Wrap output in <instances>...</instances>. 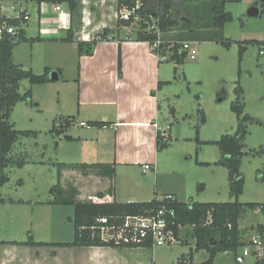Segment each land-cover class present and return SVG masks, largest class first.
Here are the masks:
<instances>
[{"label":"rangeland","instance_id":"rangeland-1","mask_svg":"<svg viewBox=\"0 0 264 264\" xmlns=\"http://www.w3.org/2000/svg\"><path fill=\"white\" fill-rule=\"evenodd\" d=\"M216 2L224 3L225 10L233 14V20L219 31V40L197 37V43L193 45L197 50L196 58L188 56L183 64L171 60L170 49L159 54L161 58L165 57L162 63L165 83L159 91V126H169L166 145L158 151L159 179L153 176V170L145 171L141 166L120 167L116 177L117 180L120 178V182L123 180L125 183L126 177L135 182L142 188L144 199L152 198L156 190L161 197L177 193L179 201L183 202H189L191 198L199 202L232 201L228 170L217 163L222 153L217 145L208 141L236 131L238 119L231 106L237 99L235 89L240 85L243 90V114L251 119L246 123L248 132L244 151L247 153L240 166L244 190L238 200L254 206L240 220L244 229L252 223L264 221V211L261 210L264 205V180L258 178V171L264 170V153L254 152L264 148V55L260 53L264 49V0ZM1 3L3 9H9L6 13H14L13 7L17 6L14 1L1 0ZM254 6L259 8L258 16L248 13ZM182 19L188 20L187 15L183 13ZM140 26L137 18L130 31L125 29L120 36H126L128 32V37H135ZM196 30L181 31L182 36L191 37L190 32L193 37L197 36ZM223 39H229L230 46L224 45ZM250 40L258 42L247 43ZM174 43L171 42V46ZM178 44L179 50H183V40H179ZM241 45L245 46V50L240 58ZM47 47L48 44L37 40L20 42L14 47L13 60L26 69L31 68L36 74H44L49 61L51 70L57 69L56 63L61 65V62L55 60L58 56L53 52L52 45L50 60ZM66 75L64 73L58 80L35 85L29 79L20 81L19 92L25 95L31 90L32 96L16 103L10 121L16 129L33 133L21 135L10 153L12 156H24L26 162L23 166L6 169L9 180L0 188V198L4 199L0 202V240L5 237L27 240L30 232L33 236L36 233L38 239H49L52 236L46 231H52L53 226L55 231L51 235L55 233L61 241L73 239L74 206L46 203L52 199L50 188L57 183L58 168L55 163L69 159L72 152L71 145L64 138L67 131L62 123L65 122L63 117L74 112L77 115L76 86L63 81ZM200 110L205 114L204 121ZM56 122L60 129L58 133L54 130ZM102 180L95 174L78 172L64 177L65 183L71 182L90 194L85 196L90 200L96 197L93 194L99 192ZM200 183L204 184L202 190H198ZM252 217L255 220H251ZM50 220L54 221L52 225ZM46 221L48 227H45ZM186 239L189 243L183 242ZM245 241L248 243L250 236ZM193 245L191 228L185 227L177 242L140 251L147 261L154 257L157 264H178V257L188 253ZM242 251L241 246L236 253L241 254ZM231 252L233 255H222L218 264H235V252ZM205 259L204 254L198 255V261ZM243 264H257V258L248 256Z\"/></svg>","mask_w":264,"mask_h":264},{"label":"crops","instance_id":"crops-1","mask_svg":"<svg viewBox=\"0 0 264 264\" xmlns=\"http://www.w3.org/2000/svg\"><path fill=\"white\" fill-rule=\"evenodd\" d=\"M76 1L78 6L74 11L69 9L67 3L38 4L35 1H14L17 5L14 8L26 9L30 14L29 21L24 25L26 37L48 44L47 54L50 60L52 45L53 52L58 56L55 60L61 62V65L56 63L57 69L52 70L59 73V78L66 73L63 81L76 86L74 98L77 115L74 112L63 117L65 122L62 126L65 132L67 131L64 138L72 148L71 157L64 159L63 162L113 163L117 172L120 167L125 169L141 166L145 171L153 170L154 175H152L158 180L157 132L161 124L159 123L161 110L159 91L165 83L162 79V63L165 60L161 59L149 42L128 37V32L126 36H120L125 29L130 31L132 25L119 26V15L124 10L120 7L119 0ZM57 5L61 6L60 10L56 9ZM7 11L8 9L2 8L0 1V12L3 15L11 17L18 14V11L12 14L6 13ZM105 29L113 30L108 39H99L92 45L91 53L87 51L89 49L87 45L84 46L83 53H79V41L91 43L95 38H99ZM182 33L180 29H175L167 33L166 38L170 40L169 37H173L175 39L171 38L173 40L170 41H177L182 37ZM69 34L73 35V41H64L63 38H67ZM182 40L183 42L191 41L193 45L197 43V40L187 37ZM120 59L121 70L119 69ZM50 64L51 61L46 68L52 71ZM95 121H104L107 124L93 125L91 122ZM82 122L86 124L82 125ZM55 125V131L58 133L60 130L58 123L56 122ZM146 163L150 164V169L144 167ZM75 172L81 173L77 170L65 169L63 182L65 183V176ZM89 174H95L104 179L100 181L102 185L99 192L96 195L93 194V197L119 202L161 198L155 190L152 198L144 199L141 195L142 188L128 177L125 183L123 180L120 182L116 174L114 193L100 197V192H108L112 183L111 179L96 172H90L87 175ZM79 192L78 199L90 200L85 198L90 194L84 193L80 188ZM171 194L179 200L177 193ZM48 201L46 203L51 205ZM249 213L250 210L244 215ZM251 220L255 219L252 217ZM53 223L52 220L51 225ZM259 224L264 225V221L252 223L242 229L239 221L241 232L244 234L243 230H246L244 241L248 236L250 240L255 236ZM45 227H48L47 221ZM53 231H55L54 226L52 231L51 229L46 231L52 236L49 239H38L36 233L32 235L34 241L46 242L47 245L6 243L28 240H18L15 237H5L6 239L0 240L6 241L0 245V264H157L154 257L151 261H147L141 255L140 250L146 247L54 246L51 243L71 242L73 239L61 241L57 235H54L55 233L51 235ZM183 242L189 243V240L186 239ZM245 244H247L246 241ZM190 249H195V244ZM200 253L206 258L201 262L198 261ZM226 253L233 255L231 251L219 253L215 257L214 264H218L219 258ZM182 254L185 255L184 259H189L190 251ZM238 254L235 253L233 258L235 264H239L235 259ZM208 259L209 254L206 250L194 251L190 263L201 264Z\"/></svg>","mask_w":264,"mask_h":264},{"label":"trees","instance_id":"trees-1","mask_svg":"<svg viewBox=\"0 0 264 264\" xmlns=\"http://www.w3.org/2000/svg\"><path fill=\"white\" fill-rule=\"evenodd\" d=\"M1 1V0H0ZM11 1H35L38 4L42 2L67 3L71 11H74L78 3L76 0H11ZM217 0H119L121 8L132 9L139 2L140 5L136 9V14L130 15L128 19H123L119 15V26H131L138 21L140 29L137 30L135 39L138 41H147L152 46L157 40H161L160 46L154 51L159 55L170 49L172 51L171 60L178 64H183L188 57L186 50H179V38L171 46V42L166 38V34L175 29L186 31L189 29H197L199 35L193 37L190 32L188 39L198 37L202 40L217 39L218 33L224 28L226 23L233 20V14L226 11L224 3L216 2ZM225 2V1H224ZM219 3V4H218ZM27 10L21 13L19 18H8L0 12V20H7L10 25L17 28V34L13 37L7 35L0 41V188L9 180L6 169L9 166H23L26 159L22 155H10L15 143L21 135H30L31 131H21L16 129L15 124L10 121V115L16 103L24 101L32 96L31 90L25 95L19 92V85L22 79H29L32 85L46 83L52 81L50 78V69L46 68L44 74H36L33 70L26 69L23 65L16 64L13 60V50L16 44L23 41H33L25 35L24 25L29 21L25 17ZM187 15L188 20L182 19ZM153 24L157 25V30H149ZM203 29V30H200ZM113 30L105 29L99 38H95L91 43L79 41V53H83L84 46H89L87 50L92 52V45L99 39H108ZM73 35L69 34L64 41H73ZM37 40V39H35ZM226 46H230L229 39L221 40ZM258 42V40H250L247 43ZM263 49V48H262ZM261 49V50H262ZM245 46H240V58L243 56ZM159 55V56H160ZM264 55V54H263ZM162 57V56H160ZM119 69L121 70V59L119 61ZM162 85V82H161ZM237 99L232 103L231 109L236 112L238 126L234 133H226L215 141H208L217 145L222 153V158L217 162L228 170V178L230 183V197L232 201L227 202H199L191 198L189 202L179 201L176 197L171 199L170 195L165 194L161 198L154 197L149 201H132L119 202L116 200L95 202L94 200H80L79 188L69 182H63V171L72 169L80 171L82 174L96 172L97 174L111 179V186L108 192H100L99 196L104 197L109 193H114V180L116 170L113 163H65L56 162L58 168L57 183L50 188L52 199L48 201L50 204L72 205L74 206V238L71 242L51 243L54 246H112V247H140L141 245H122L107 242L102 239L100 234L99 218L106 217L110 223L121 224L127 215H147L152 211H156L162 206L169 210H173V215H168L171 227L180 240L182 228H191V236L194 239L195 249H190L189 259L194 256V251L206 250L209 259L201 264H214L217 254L226 251L237 252L239 247L245 245L243 234L239 228V221L250 208L251 203H241L238 200L239 195L244 190V176L240 171L241 160L247 153L244 151L245 139L247 136V121L251 119L249 115L243 114L244 104L241 100L243 90L238 85L235 89ZM202 120H205V114L200 110ZM93 125L103 126L107 123L104 121L91 122ZM56 125H54V130ZM199 132V130H198ZM167 137L160 130L157 132V150H161L166 145ZM257 154L264 153V148L254 150ZM258 178L264 180V170L258 171ZM204 189V184H198V190ZM4 201L0 198V202ZM264 211V205L261 206ZM258 232L263 234L264 225L259 224ZM6 241H0L5 243ZM6 243L25 244V245H47L46 242H36L33 240L32 234H29L28 240L24 242L11 241ZM50 245V244H49ZM151 248L150 242L143 245ZM142 246V247H143ZM185 255L182 254L178 258V264H185ZM257 264H264V260H257Z\"/></svg>","mask_w":264,"mask_h":264},{"label":"built area","instance_id":"built-area-1","mask_svg":"<svg viewBox=\"0 0 264 264\" xmlns=\"http://www.w3.org/2000/svg\"><path fill=\"white\" fill-rule=\"evenodd\" d=\"M140 3L138 2L135 7L132 9L124 8L123 12L120 14V17L123 19H128L130 15L136 14V9L139 7ZM13 9L18 11L16 16H7L8 18H19L21 13L26 9L19 10L17 8ZM56 9L60 10L61 6L57 5ZM9 10V9H8ZM2 14V13H1ZM3 15V14H2ZM26 18H30V14L27 11L25 13ZM157 30V25L153 24L149 27V30ZM17 34V28L13 25H10L7 20H0V41L5 38L7 35L15 36ZM161 40H157L153 44V49H158L160 46ZM183 50L188 52V56L191 58H196L197 50L193 46L191 41L183 42ZM261 54H264V49L260 51ZM165 58V57H164ZM164 58H161L164 60ZM85 122H82V125H85ZM168 125L165 127H158V130L166 137V132ZM146 169H150V164L146 163L144 165ZM169 198L173 199L175 196L170 195ZM95 202H105V199L95 197L93 199ZM168 215H173V210L167 209L165 206H162L156 211H152L147 215H127L124 218V221L121 224L110 223L106 217L99 218L98 221L100 225V234L102 239L107 242H112L115 244L122 245H141L144 243L150 242L151 248L157 246L169 245L173 242H177L178 238L175 234V231L170 225ZM144 247V246H143ZM243 251L241 254L236 256L237 263H243L245 258L248 256H255L259 260H264V238L263 234L257 232L252 239L242 246ZM185 264H189L188 260H184Z\"/></svg>","mask_w":264,"mask_h":264},{"label":"water","instance_id":"water-1","mask_svg":"<svg viewBox=\"0 0 264 264\" xmlns=\"http://www.w3.org/2000/svg\"><path fill=\"white\" fill-rule=\"evenodd\" d=\"M259 12H260L259 8L254 6V7L250 8L248 13L250 16H258L260 14ZM50 78H51V80H58L59 73L57 71H52L50 73Z\"/></svg>","mask_w":264,"mask_h":264}]
</instances>
